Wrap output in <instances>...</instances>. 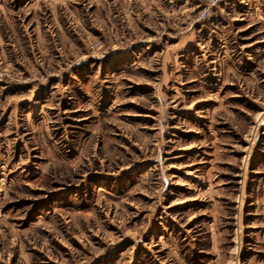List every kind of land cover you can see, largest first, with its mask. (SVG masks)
<instances>
[{
  "label": "rangeland",
  "instance_id": "obj_1",
  "mask_svg": "<svg viewBox=\"0 0 264 264\" xmlns=\"http://www.w3.org/2000/svg\"><path fill=\"white\" fill-rule=\"evenodd\" d=\"M0 264H264V0H0Z\"/></svg>",
  "mask_w": 264,
  "mask_h": 264
}]
</instances>
